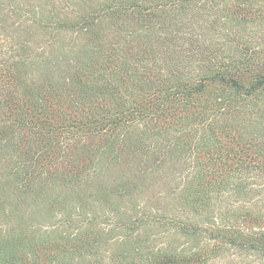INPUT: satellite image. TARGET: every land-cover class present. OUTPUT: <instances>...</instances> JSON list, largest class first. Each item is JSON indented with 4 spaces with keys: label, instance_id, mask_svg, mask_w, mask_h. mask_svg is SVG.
Segmentation results:
<instances>
[{
    "label": "trees",
    "instance_id": "obj_1",
    "mask_svg": "<svg viewBox=\"0 0 264 264\" xmlns=\"http://www.w3.org/2000/svg\"><path fill=\"white\" fill-rule=\"evenodd\" d=\"M0 264H264V0H0Z\"/></svg>",
    "mask_w": 264,
    "mask_h": 264
}]
</instances>
